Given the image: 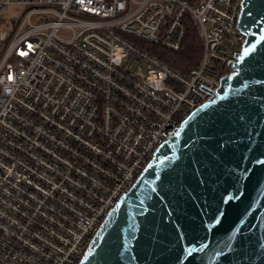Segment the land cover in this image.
I'll use <instances>...</instances> for the list:
<instances>
[{
  "label": "built area",
  "instance_id": "obj_1",
  "mask_svg": "<svg viewBox=\"0 0 264 264\" xmlns=\"http://www.w3.org/2000/svg\"><path fill=\"white\" fill-rule=\"evenodd\" d=\"M240 11L241 0H0V264L80 262L230 71ZM186 16L201 57L180 71L141 42L179 51Z\"/></svg>",
  "mask_w": 264,
  "mask_h": 264
},
{
  "label": "water",
  "instance_id": "obj_2",
  "mask_svg": "<svg viewBox=\"0 0 264 264\" xmlns=\"http://www.w3.org/2000/svg\"><path fill=\"white\" fill-rule=\"evenodd\" d=\"M216 91L163 141L78 264H264V0Z\"/></svg>",
  "mask_w": 264,
  "mask_h": 264
},
{
  "label": "trees",
  "instance_id": "obj_3",
  "mask_svg": "<svg viewBox=\"0 0 264 264\" xmlns=\"http://www.w3.org/2000/svg\"><path fill=\"white\" fill-rule=\"evenodd\" d=\"M188 28L187 36L182 48L179 51H170L161 47L158 42L152 41L142 43L148 51L165 61L169 65L180 71H186L187 68L197 65L201 57V37L195 24L187 17Z\"/></svg>",
  "mask_w": 264,
  "mask_h": 264
},
{
  "label": "rangeland",
  "instance_id": "obj_4",
  "mask_svg": "<svg viewBox=\"0 0 264 264\" xmlns=\"http://www.w3.org/2000/svg\"><path fill=\"white\" fill-rule=\"evenodd\" d=\"M20 9L18 7L9 6L7 10L4 12L3 17L7 20H11V14L19 12Z\"/></svg>",
  "mask_w": 264,
  "mask_h": 264
}]
</instances>
